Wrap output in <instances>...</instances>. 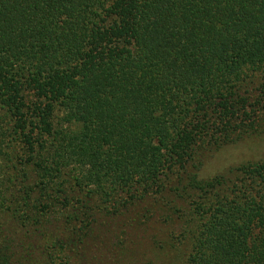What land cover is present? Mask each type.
I'll list each match as a JSON object with an SVG mask.
<instances>
[{
  "label": "trees",
  "instance_id": "obj_1",
  "mask_svg": "<svg viewBox=\"0 0 264 264\" xmlns=\"http://www.w3.org/2000/svg\"><path fill=\"white\" fill-rule=\"evenodd\" d=\"M263 136L264 0H0V264H264Z\"/></svg>",
  "mask_w": 264,
  "mask_h": 264
},
{
  "label": "rangeland",
  "instance_id": "obj_2",
  "mask_svg": "<svg viewBox=\"0 0 264 264\" xmlns=\"http://www.w3.org/2000/svg\"><path fill=\"white\" fill-rule=\"evenodd\" d=\"M256 146L258 148L254 147L251 141H247L245 145H221L217 149L211 148L210 150H203L198 157L201 162L198 171L207 177L215 170L229 164L231 160L253 159V157L258 158L261 155L264 156V136L257 141Z\"/></svg>",
  "mask_w": 264,
  "mask_h": 264
}]
</instances>
